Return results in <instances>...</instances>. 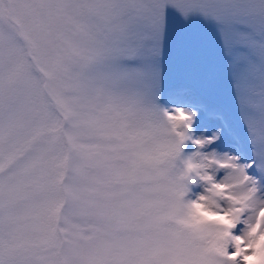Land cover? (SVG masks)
<instances>
[{"label": "snow or ice", "instance_id": "snow-or-ice-1", "mask_svg": "<svg viewBox=\"0 0 264 264\" xmlns=\"http://www.w3.org/2000/svg\"><path fill=\"white\" fill-rule=\"evenodd\" d=\"M0 264H264V0H0Z\"/></svg>", "mask_w": 264, "mask_h": 264}, {"label": "rangeland", "instance_id": "rangeland-1", "mask_svg": "<svg viewBox=\"0 0 264 264\" xmlns=\"http://www.w3.org/2000/svg\"><path fill=\"white\" fill-rule=\"evenodd\" d=\"M173 23L174 29L178 33H191L194 36L205 41H210L211 39L206 30L198 26L194 25L189 29H185L177 22L174 21ZM205 97L215 109L224 112L225 114H228L230 112L232 101L227 89V85L218 74H213L211 76L208 88L205 92Z\"/></svg>", "mask_w": 264, "mask_h": 264}]
</instances>
